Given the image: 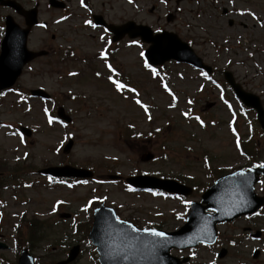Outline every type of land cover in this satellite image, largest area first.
<instances>
[{
    "label": "rangeland",
    "instance_id": "rangeland-1",
    "mask_svg": "<svg viewBox=\"0 0 264 264\" xmlns=\"http://www.w3.org/2000/svg\"><path fill=\"white\" fill-rule=\"evenodd\" d=\"M15 1L26 8L39 3V20L48 29H35L29 41V49L45 50V57L26 66L15 89L0 97V244L7 246L0 249V264H17L24 248L39 264H57L77 245L81 254L75 264H95L84 231L94 203L105 201L121 218L140 225L176 230L190 201L199 200L217 175L264 165V134L256 115L227 84L223 88L222 76L231 72L264 107V0H89L90 7L82 0H61L67 5L62 11L46 0ZM91 11L115 25L133 21L154 32H173L213 67L215 77L175 62L165 65L167 76H157L141 56L148 45L125 38L111 64L127 89L114 92L105 61L97 58L107 37L87 20ZM3 15L25 25L11 9L0 7V26ZM95 72L103 77L93 78ZM38 90L50 99L30 96ZM60 112L70 124L57 119ZM20 127L32 131L30 138L21 136ZM71 138L74 146L64 153ZM244 153L257 162L248 163ZM147 155L155 158L148 161ZM62 166L93 170L96 178L58 185L39 173ZM141 174L177 179L195 192L177 199L131 191L125 178ZM109 175L123 180H108ZM256 192L264 195V176ZM64 213L72 218L63 220ZM73 222L79 231L71 228ZM248 226L262 232L261 240L242 234ZM218 241L227 250L224 259L201 247L193 252L194 263L264 264V212L219 227ZM255 250L260 256H253Z\"/></svg>",
    "mask_w": 264,
    "mask_h": 264
},
{
    "label": "water",
    "instance_id": "water-1",
    "mask_svg": "<svg viewBox=\"0 0 264 264\" xmlns=\"http://www.w3.org/2000/svg\"><path fill=\"white\" fill-rule=\"evenodd\" d=\"M34 20V17L32 18V21ZM34 22V21H33ZM17 28L11 23L9 25L8 30V37L12 36L14 31ZM143 31L150 32L147 28H140ZM167 35L165 36H158L156 39L163 40ZM26 38H27V31L21 32L19 42L15 49L10 50L7 53H4L0 60V89L6 88L13 84V82L16 80L17 76L20 74V71L16 73V75L12 79L11 83V77L15 73L14 70L11 68L13 65H17V60L21 56H25L27 58H32L33 54L28 53L26 51ZM169 41V40H168ZM171 44L177 45L180 49H182L185 53H190V49L187 45L183 44L177 37H174L172 41H170ZM157 48H151L149 51V57L153 62L163 63L165 60H169L171 58L180 59L181 56L179 54L169 55L164 60L158 61L157 58ZM189 54V55H190ZM193 55V54H192ZM190 57V56H189ZM189 63L196 64L198 66H202L201 61L193 55L188 60ZM22 65L18 68L20 69ZM8 81V82H6ZM239 88V87H238ZM240 89V88H239ZM238 90V89H237ZM240 95H242L245 99H247V96L244 95L240 90L238 91ZM261 113V121L264 125V114L262 113V109H259ZM71 145L69 146V148ZM145 159H151L152 157L147 155L144 157ZM64 171V172H63ZM62 171V169L58 170L60 174L66 175L65 172H68V176H77L81 173H85L83 171H77L74 169L66 168ZM81 172V173H80ZM240 176L238 175H232L226 178H223L217 182V184L206 193L204 196V202L207 203L206 207H200L195 206L192 214L189 217V223L186 225V227L182 230V232H178V234L169 235L166 236V242H164L166 249H162L161 255L163 257L166 256L167 251H169L171 248L178 247V248H184L188 245L194 244L198 239V232L203 229V225H208V229L210 230V234L212 236L216 235L215 233V224L219 222H223L225 220H232L239 212L240 214H248L255 212L264 201L260 199L259 205H254L253 203L256 202V198L253 195V191L251 189L252 184L256 182V179L252 181L250 185V189L241 183V180L239 179ZM254 182V183H253ZM133 184L139 186V187H150V188H162L166 189L170 192L174 193H181V194H188L190 191L187 189L175 185L174 182H171L172 186H167L165 183L167 181H161L156 179H144L141 182L134 181ZM170 183V182H169ZM243 198V202H242ZM204 209H212L217 212L216 216L213 217H207L204 216ZM181 235H184L181 237ZM193 235V237H192ZM132 236L128 230H123L121 237H115L112 236L110 239H107L106 242L108 243L106 246V250H102V245L104 240L103 239H95L94 242L100 246V253H101V262L102 264H121L123 263L121 254L125 255L128 254L129 250L133 246H144L147 249H151V245H146V241L142 239L141 237L137 236L135 238H130ZM124 248L125 252L119 253V250L121 248ZM111 250V252L115 253L114 256H109L107 253ZM160 252V250H158ZM77 255V250L73 252L71 255V259L73 260ZM158 255V254H157ZM160 255V256H161ZM161 256V257H162ZM126 263L127 264H134L133 257L128 258L126 256ZM166 261L160 262V264H164ZM20 264H33V259L28 255L27 251H25L22 255V259L20 261ZM152 264H159V263H152Z\"/></svg>",
    "mask_w": 264,
    "mask_h": 264
},
{
    "label": "snow or ice",
    "instance_id": "snow-or-ice-1",
    "mask_svg": "<svg viewBox=\"0 0 264 264\" xmlns=\"http://www.w3.org/2000/svg\"><path fill=\"white\" fill-rule=\"evenodd\" d=\"M129 2L131 3L132 0H129ZM162 2H164V0H162ZM254 18H255V17H254ZM100 55H101V58H104V57H105V53H104V52H101ZM143 55H144V54L141 53V56H143ZM108 67H109V71H110V72H111V71H114V70L111 68L110 65H109ZM145 67H149V65H148L147 63H145ZM152 71L155 72V69H152ZM70 75H76V73H70ZM97 75H99V74L97 73ZM109 79L112 80V77L110 76ZM112 83L115 85V88H116L117 91H120V90H122V89L125 88V85H124L123 83H119V82H117L116 80H112ZM165 87H166V86H165ZM128 91H130V92H134L135 90L129 88ZM173 99H175L174 96H173ZM136 103L139 104L141 108H145V105H143L139 100H137ZM145 111H147L146 108H145ZM197 119H199V118H197ZM49 122H51V121H49ZM201 126H203V123H202V122H201ZM157 131H159V129H158ZM260 167H264V165H260ZM236 175L243 177L245 174H244V172H240V173H237ZM241 183L244 184L245 186L247 185V181H246V180L241 181ZM242 202H243V198H242ZM116 222H117L118 224H122V223H124V222L120 221L119 219H117ZM128 227L131 228V230H132L133 232H136V231H137V229L134 228L132 225H128ZM145 231L147 232L148 230H145ZM148 234L151 235V236H153V237H158V238H160L161 241H165V242H166V234L163 233V232H159V231H150V232H148ZM157 246H163V244L160 243L159 241H157V242H153L152 247H157ZM107 255H109V256H114L115 253L111 252V250H110V251L107 253ZM125 258H126V257H125Z\"/></svg>",
    "mask_w": 264,
    "mask_h": 264
}]
</instances>
